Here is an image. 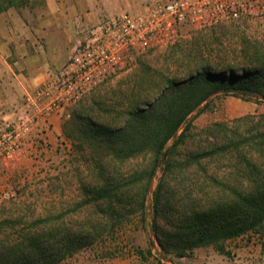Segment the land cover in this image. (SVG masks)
Segmentation results:
<instances>
[{"label":"trees","instance_id":"trees-1","mask_svg":"<svg viewBox=\"0 0 264 264\" xmlns=\"http://www.w3.org/2000/svg\"><path fill=\"white\" fill-rule=\"evenodd\" d=\"M28 3L0 0V13ZM238 35L232 62L201 64L183 80L164 75L152 99L141 90L111 108L114 126L96 124L87 111L72 112L78 134L74 129L68 134L94 170L90 181L80 180L83 197L75 210L93 208L95 216L84 225L72 223L74 229L58 222L65 234L45 238L44 248L75 252L117 230L135 211L144 225L150 195V247L159 262L176 264L168 254L188 256L206 245L227 254L226 241L243 234H255L264 253V112L237 117L232 125L216 123L206 129L204 146L179 150L191 133L189 116L210 95L264 98V34L241 30ZM53 227L48 224L47 233ZM25 235L32 238L30 232ZM7 240L0 239V251L8 248ZM44 248L37 247L36 259L4 252L3 262L52 264L44 262Z\"/></svg>","mask_w":264,"mask_h":264},{"label":"rangeland","instance_id":"rangeland-1","mask_svg":"<svg viewBox=\"0 0 264 264\" xmlns=\"http://www.w3.org/2000/svg\"><path fill=\"white\" fill-rule=\"evenodd\" d=\"M147 1L149 0H80L76 4L81 6V10L82 6L88 9L95 16V21H98L123 11L134 10ZM43 6L40 0H32L27 6L10 7L15 15L13 16V13L10 15L8 23L13 30L26 36L29 34V25L37 23V12H40ZM91 24L92 21L88 26ZM230 28L234 32L228 31ZM241 30L262 37L264 23L239 20L200 30L184 28L174 43L134 53L122 70L91 89L81 101L63 112L60 116V129L57 132L49 130L51 138L48 137L47 146L40 147L35 155L28 153V156L21 160L17 170L0 174V185H8L15 192L13 197L0 204V239H8L9 245L7 249L0 251V263L8 264L3 262L4 260L6 262L2 256L4 252L12 258L22 254L24 257L36 259L39 255L37 247L40 250L45 247V238L65 234L59 229L64 228V225L58 227V222H65V226L71 228L72 223L84 225L86 220L95 216L93 208L83 207L81 210H75L83 197L80 180L90 181L94 171L80 155V151L78 152L77 142L68 134L72 129L75 130L73 133L78 134L75 125L72 126V112L76 108L87 111L98 125L111 123L114 126V120L117 118L111 108L116 105L117 109L121 102L127 103L128 100L136 98L134 94L141 90L144 91L142 94L148 95V99H152V94L157 91L156 84L164 75L175 80H183L193 75L201 64L209 63L215 66L232 62ZM82 33L83 31L79 34ZM38 42L41 43L42 52L38 51L42 53L47 70L51 74L67 62L75 46V43L70 46L67 38L55 31L47 33L46 37L40 35ZM0 74L5 78L12 72L0 63ZM5 91L9 89L6 87L2 89V100L9 99ZM12 99L15 100V96ZM262 112L264 98L214 93L189 116L192 122L191 133L186 143L179 146V150L185 153L204 146L206 129L216 123L225 122L232 125L237 117ZM151 203L149 195L144 225L140 221V213L135 211L117 230L75 252L66 250L59 252L56 245L44 248L46 252L44 262L111 264V260L116 257L126 259L135 255L138 263L134 264H173L168 260L159 262L158 252L150 247ZM126 206L127 209L130 207L129 204ZM50 223L54 224V227L51 233L49 231L47 233V225ZM27 232L31 233L32 238L25 240ZM254 237L257 238L255 234ZM22 242L24 245H21L20 249L19 244ZM149 249L152 250L151 253ZM167 256L173 258L176 264L180 262L181 257L173 254ZM12 258L9 264L15 260ZM55 261L57 262L54 263ZM253 264H264V255H257Z\"/></svg>","mask_w":264,"mask_h":264},{"label":"built area","instance_id":"built-area-1","mask_svg":"<svg viewBox=\"0 0 264 264\" xmlns=\"http://www.w3.org/2000/svg\"><path fill=\"white\" fill-rule=\"evenodd\" d=\"M239 20L264 23V0H149L87 26L67 62L25 92L12 118H0V174L17 170L28 153L47 146L52 116L122 70L134 53L174 43L187 27ZM14 194L0 185V204Z\"/></svg>","mask_w":264,"mask_h":264},{"label":"crops","instance_id":"crops-1","mask_svg":"<svg viewBox=\"0 0 264 264\" xmlns=\"http://www.w3.org/2000/svg\"><path fill=\"white\" fill-rule=\"evenodd\" d=\"M40 2L44 6L40 12H37V23L29 25V34L26 36L13 30L8 23L10 15L12 13L13 16L15 15V12H11L13 10L9 9L0 13V50L2 52L0 63L12 72L5 78L0 74V118H12L25 92L34 89L52 75L47 70L45 59L42 57L41 43L38 42L40 35L43 34L46 37L47 33L60 32L71 46L76 43L79 33L84 31L91 21L97 22L88 9L82 6L81 10V6L76 4L80 0H40ZM31 3L32 0H30ZM5 87L9 89L5 91L9 99L2 100V89L4 90ZM13 96L15 100L12 99ZM61 115L60 112L52 116V131L57 132L60 129ZM48 137L51 138L50 131ZM226 249L229 251L227 254L219 252L213 245L200 246L195 248L191 255L181 257L178 264H253L257 255H264L259 239L254 235L243 234L228 239ZM134 263H138L135 255L126 259L116 257L111 260V264Z\"/></svg>","mask_w":264,"mask_h":264}]
</instances>
